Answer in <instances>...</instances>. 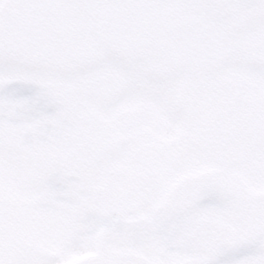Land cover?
<instances>
[{"label":"snow or ice","instance_id":"obj_1","mask_svg":"<svg viewBox=\"0 0 264 264\" xmlns=\"http://www.w3.org/2000/svg\"><path fill=\"white\" fill-rule=\"evenodd\" d=\"M0 264H264V0H0Z\"/></svg>","mask_w":264,"mask_h":264}]
</instances>
